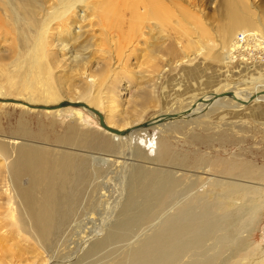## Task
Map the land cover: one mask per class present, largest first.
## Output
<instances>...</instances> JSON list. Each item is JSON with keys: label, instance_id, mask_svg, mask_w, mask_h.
<instances>
[{"label": "rangeland", "instance_id": "1", "mask_svg": "<svg viewBox=\"0 0 264 264\" xmlns=\"http://www.w3.org/2000/svg\"><path fill=\"white\" fill-rule=\"evenodd\" d=\"M241 1L248 13L258 22L253 33L264 35V0ZM223 2V0L195 1V9L197 10L195 11L193 8L194 13L200 20L202 19L201 21L209 32L208 38L200 40L196 30L189 37V40L184 33L182 34L183 31H180V27H176L178 30L175 31L176 34L170 27L164 34V37L167 35V38L163 50L160 52L152 55L150 52L152 48L141 42L134 47L128 46L124 50V54L112 53L111 61L114 65L112 67L114 70L111 68L114 71L113 74L111 73L114 80L113 91L119 102L117 112L113 113L114 116H117L116 119H127L130 125L140 124L160 115L184 109L192 100L215 92V90H222L229 83L242 82L247 88L264 84V51L256 50L255 45V49L250 47L247 50L248 54L240 53L239 60L226 64L230 40L227 41V45L223 46V34L229 19L227 12L223 10L225 8ZM238 7H241L243 12L242 6ZM43 14L37 13L40 21L43 19ZM8 16L6 12H0L2 19L0 64L6 67L5 71L2 69L3 76L0 77V89L3 86L7 92L14 96L19 93L18 82L23 77L18 78L22 74L15 72L16 68L9 70L10 67L8 66L12 63L11 54L13 53L11 51L16 44V32L8 25ZM182 25L187 26L185 22ZM54 26L58 28L59 23L54 24ZM54 30L56 36L53 35L52 39L49 40L52 42L51 45L55 47L52 46L49 49L54 47L57 59L54 63L56 65L53 64L50 73L44 74V80L35 81L36 76L34 74H29L28 79L32 87L37 90H44L49 85L55 88L59 99L70 101L69 92L71 95L73 90H80L85 84V76L71 70L72 68L84 70V63H73L74 66L68 59L69 52L78 54L80 57L84 55L80 53H85V56H88L92 61L90 63L91 71L95 73L104 67L107 61L104 64L102 58L107 57V55L102 53L91 55L90 52H93L95 47L91 49L92 51H88L89 54L83 50H79V52V48H74L78 44L74 40L76 34L73 30L67 35H61L63 33L61 29ZM96 33L97 44L100 45L103 37L100 31L96 30ZM58 37L61 43L57 41ZM176 37L180 38L181 41H178ZM172 38L174 41L171 40ZM190 41L195 44L193 48L187 47ZM102 45H100V49L109 47L107 43L105 46ZM56 46L58 47L56 48ZM61 46L67 50H63ZM134 49L137 51L132 54L130 50ZM199 51L201 52L198 53ZM120 54H122L121 61H119ZM242 55L246 58L240 60ZM157 57L158 59H156ZM69 62L71 64H68ZM15 78L17 83L11 84ZM7 82L11 85H8ZM39 91L36 92L35 98L41 101ZM76 96L75 98L78 97ZM144 102L147 103L143 107ZM105 105L102 103L98 108L104 118L112 116ZM70 110L66 109V111L53 114L43 112L41 109L27 110L23 106L13 104L0 106V141L7 142L14 147L21 144V140H16L14 143L15 140L12 138V132L16 130L21 118L27 122L32 130L42 131L47 136L46 140L32 139L33 141L31 140L29 143L34 146L45 147L56 155L63 151L77 152L76 148L67 147V145L55 141L57 136L65 135L71 123H76L80 130L88 134L98 135L104 139L110 138L108 132L105 133V130L99 125L97 116L87 115L86 119L78 122L73 119ZM214 111L206 116L197 117L195 115L196 117L193 116L192 120L179 119L176 122L177 128L175 123L170 127L160 128V132L157 131L156 137L153 138V140L156 138L153 141V146L157 148L166 142L171 152L169 159L162 160L154 157V155L147 156L143 149L138 148L144 154L143 157H130V159L124 160L125 156H130V148L128 143L125 145L123 142L120 144L116 142V148L110 151L81 150L80 153L87 156H90L91 153L96 155V161L93 157L91 161L92 166L98 171L96 173L99 174L96 177L94 170L93 174H95L92 177L94 180L92 179L90 183L93 185H89L90 190L89 188L87 190L90 194L87 192L86 200L83 201V205L81 204V207L84 206L85 209L79 207L80 213L78 212L75 219H72L64 235L56 241L54 248L48 252L34 245V240L20 229L16 220L17 213L14 212V208L17 207V199L9 182V162L0 157V215L4 220L2 222L4 228L2 234L7 232L14 236V239L6 244L2 242L0 264H115L113 259L125 255L137 245L139 240L154 235L164 226L166 220L176 214L178 208L189 202L191 198L197 197L203 198L202 203H212L213 216L219 217L221 221H224L223 223L230 219L233 220L232 226L230 227L228 224L230 228L223 234L224 237L227 235L225 237L227 242L222 241V244L219 243L218 245H215L216 240L208 242L210 254L216 253L220 261H228V264H264V102L252 103L242 108ZM117 161L118 163L123 161L121 166ZM138 167L147 171H159L161 176L171 175L175 178L179 185L173 202L162 210V216L155 219L151 225L139 228L135 232V237L130 238V242H117L85 257L86 259L81 258L88 248L86 244L88 245L95 238L101 239L115 219L118 218L119 215L117 214L129 199L130 177H132L133 170ZM87 196L89 197L87 198ZM87 203L88 205H86ZM72 222L75 223L71 224ZM230 235L231 237H229ZM85 236L91 237L87 238L89 242L86 240L78 248L79 242ZM16 245L17 247L19 245L21 250L23 249L25 252L24 259L18 260L15 258L16 255L11 254L13 250L7 252V248H5L6 250L3 249L4 246H8L9 249V247L13 248L12 246ZM83 246L85 247L83 248ZM182 257V260L176 264H189L197 260L196 256L191 253ZM199 258L201 259V257Z\"/></svg>", "mask_w": 264, "mask_h": 264}, {"label": "bare ground", "instance_id": "2", "mask_svg": "<svg viewBox=\"0 0 264 264\" xmlns=\"http://www.w3.org/2000/svg\"><path fill=\"white\" fill-rule=\"evenodd\" d=\"M186 1L189 5L186 4ZM195 1L0 0V12H6L9 15L8 25L16 32V44L14 45L15 47H12L13 52L11 51V53L13 54L11 55L13 59L11 61L12 63L8 65L10 67L9 70L16 68L15 72L22 74L18 78L23 77L18 82V95L12 96L2 86L0 89V106L13 104L23 106L27 110H34L36 108L29 107L23 102L31 105L44 104L52 106L62 101L59 99L60 97L55 88L48 85L44 90L39 91L32 87L28 78L29 74H34L36 76L35 81L44 80V74L50 73L53 64L56 65L54 63L57 60L56 53H54L53 49L55 46L51 45L52 42H50L53 35H55L53 30L61 29L63 32L61 33L59 31L61 35H67L73 30L76 34L74 40L78 44L74 48H79L78 51L83 50V52L87 53L95 47L94 51L90 52L91 55L99 53L107 55V57L102 58L104 64L107 61L106 64L95 73L91 71L90 63L92 61L88 56H85V53H80L84 54L80 57L78 54L69 52L68 59L72 64L78 62L84 63V70H74L73 68L71 70L81 73V76H85V84L80 90H73L71 95L69 92L68 97L70 101L83 102L89 108L68 105L41 110L46 113L57 114L66 111V109H71L73 119L80 122L86 119L87 115L97 116L91 109L98 110L100 105L105 103L108 111L112 113V116L110 115L104 118V115L100 112L103 115L104 121H106L105 123L118 129L133 126L130 125L127 119H116L117 116L113 114L117 112L119 102L113 91L114 80L112 74L114 69L112 67L114 65L111 61V55L112 53L124 54V50L128 46L134 47L141 42H144V44L152 48L150 51L152 55L160 52L163 50L167 38V35L164 37V34L167 32V28L170 27L174 31V34H176L175 31H178L176 27H180V31H183L182 34L184 33L188 39L196 30L199 33L200 40L208 38L209 32L201 21L202 19L200 20L194 13ZM223 1V7L225 6L223 10L227 12L229 19L226 25L227 28L225 27L223 34V46L227 45V41L230 40L227 48L228 62L226 64H231L233 61L239 60L238 56L240 53L248 54L247 51L237 50L239 47L237 43H234V40H236L235 37L241 32L253 31L255 26L258 25V22L248 13L241 0ZM238 6H242L243 12L240 9L241 7ZM37 13L45 14V16L43 14L42 21L39 20ZM184 22L187 24V26L185 25L186 27L183 26L184 24L182 25ZM57 23H59V27L55 28L54 24ZM52 27L54 28L53 30ZM0 29H2L1 17ZM96 30L100 31L103 37L100 45L103 44L105 46L107 43L109 47L99 48L100 45L97 44ZM255 34L258 33L255 32ZM261 36L263 38L261 42L253 44L257 49L264 48V35L261 34ZM59 39L58 37L57 41ZM177 40L181 41L180 38H177ZM191 41L188 42L189 45L187 47L189 48H193L195 45ZM56 42L55 44H57ZM59 43L61 42L59 41ZM52 46H54L51 48L53 50L49 49ZM157 49L158 51H155ZM63 50L67 49L63 47ZM136 51L137 49L130 50L132 54ZM121 57L122 54L119 55V61H121ZM242 58L246 57L242 55L240 60ZM156 59L154 60L156 61ZM70 62L68 64H71ZM2 69L5 71L6 67L0 64V77L3 76ZM15 83H17L16 78L11 84ZM7 84L11 85L8 82ZM37 91L40 93L39 99H42L41 101L35 98ZM263 91L264 84L257 85L254 88H247L242 82L235 84L229 83L222 90H215V92L192 100L184 109L182 108L179 111L168 113L176 114V117L171 120L163 123H154L156 121L152 120L160 117L158 116L150 120L152 122L148 126L122 136L108 132L112 142L110 138L104 139L98 135L88 134L80 130L76 123H71L65 135L57 136L55 141L67 145V147H74V149H77V152L63 151L57 155L45 147H38V145L34 146L29 143L32 139L46 140L47 136L42 131L32 130L27 122L21 118L16 130L12 132V138L15 140L14 143H16V140H21V144L14 147V145L10 146L7 142L6 144L2 140L0 141V157L9 162V182L17 199V207L14 208V212L17 213L16 220L19 223L20 229L34 240V245L43 249V251L48 252L54 248L56 241L64 235L66 228L70 226V222L78 214L79 207L86 200V194H90L87 190L88 188L90 190L89 185H93L90 184L93 175L98 172L92 166L91 161L92 157L94 160L96 159V155L94 156V153H91L90 156H87L84 153H80L81 150L91 149L94 151L98 149L110 151L116 148V142H119V144L123 142L125 145L128 143L130 148V156H125L123 158L124 160L130 159V157H143L144 154L138 148L143 149L147 156L154 155V157L156 156V158L162 160L169 159L171 152L166 142H163L157 148L153 146V141L156 139L153 140V138L158 133V130L160 132V128L170 127L172 124L178 122L179 119L192 120L191 118L195 115L197 117L206 116L214 110L220 111V109L242 108L252 103L264 102ZM225 92H232V95H221ZM75 95L78 97L76 96L77 98H75ZM8 98H15L21 102L4 101V99ZM146 103L144 102L142 106L144 107ZM175 125L177 128V123ZM104 132L107 133L106 130ZM125 147L128 148V146ZM119 163V166H121L123 161H119ZM94 170L95 173L93 174ZM98 174L96 173V177ZM160 174L161 172L159 171H147L142 167L133 170L132 177H130L131 191L129 193V199L127 202L125 201L126 204H124L117 214L119 215L118 218L116 217L117 219H115L114 223L108 230L106 229L107 232L101 239L95 238V240L89 242L87 238L90 236L82 238L78 248L86 240L89 244H86L88 248L85 255L83 254L84 256L81 258L91 256L97 251L99 252L100 249L114 243L116 244L117 242H130V238L135 235V232L139 228L145 225H151L155 219L162 216V210L169 206L177 195L179 182L171 175L161 176ZM1 186L3 187V185ZM202 199L200 197L191 198L189 202L178 208L175 215L166 220L162 228L159 227L160 230H155L156 233L154 235L139 240L136 243L137 245L126 252L125 255L123 254L119 258L116 257L113 259L115 264H176L184 258L182 257L183 255L188 253L196 256L195 258L197 259L189 264H228V261H220L216 253L210 254L207 244L210 240H216L215 245H218L222 241L227 242L225 238L227 235L224 237L223 234L232 226L231 222L233 220L230 219L227 221L228 223H223L224 221H221L219 217L213 216L211 211L212 203H202ZM3 221L2 215H0L1 251L2 242L6 244L8 241L14 239L12 234L7 232L2 234V230L4 229L2 227ZM74 223L72 222L71 224ZM12 247H9L10 251L8 246H4L3 249L7 248V252L13 250L11 254L16 255L15 258L21 260L25 254L23 249L21 250L19 245L18 247L17 245ZM110 255L112 256L111 253Z\"/></svg>", "mask_w": 264, "mask_h": 264}, {"label": "water", "instance_id": "3", "mask_svg": "<svg viewBox=\"0 0 264 264\" xmlns=\"http://www.w3.org/2000/svg\"><path fill=\"white\" fill-rule=\"evenodd\" d=\"M263 93H264V91H263ZM221 95H223V96L224 95H232V92H225V93H222ZM4 101H7V102H18V103L21 102L20 100H17L15 98L4 99ZM23 103L25 105L29 106V107H33V108H36V109L58 108V107H63V106H68V105H71V106H83V107L89 108L83 102H78V101L74 102V101H69V100H62L59 103L54 104L52 106H47V105H44V104L31 105V104H28V103H25V102H23ZM91 110L95 114H97L99 125L104 130H106L109 133L116 134V135H121V136L122 135H127L130 132H132V131L138 130L139 128L146 127L149 124H151L152 121H156L154 123H163V122H166V121L171 120L172 118L176 117V114H163V115H160V117L156 118L155 120H152V121L149 120V121L142 122L140 124L133 125L131 127H127V128H124V129H118V128H115V127L107 125V123H105V121H104L103 115L98 110H96V109H91Z\"/></svg>", "mask_w": 264, "mask_h": 264}, {"label": "built area", "instance_id": "4", "mask_svg": "<svg viewBox=\"0 0 264 264\" xmlns=\"http://www.w3.org/2000/svg\"><path fill=\"white\" fill-rule=\"evenodd\" d=\"M262 39L263 38L260 34H255L253 33V31L241 32L236 38V43H237V46L239 47L237 50L241 49V50L247 51L250 47L255 49L253 44L261 42ZM263 45H264V42H263ZM256 50H260L261 52H263L264 48L262 47V49H256Z\"/></svg>", "mask_w": 264, "mask_h": 264}]
</instances>
